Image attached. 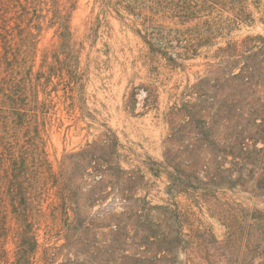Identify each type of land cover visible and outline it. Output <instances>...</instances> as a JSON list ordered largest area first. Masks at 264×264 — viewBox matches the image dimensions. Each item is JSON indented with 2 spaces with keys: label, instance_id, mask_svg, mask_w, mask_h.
Returning a JSON list of instances; mask_svg holds the SVG:
<instances>
[{
  "label": "rangeland",
  "instance_id": "374dc122",
  "mask_svg": "<svg viewBox=\"0 0 264 264\" xmlns=\"http://www.w3.org/2000/svg\"><path fill=\"white\" fill-rule=\"evenodd\" d=\"M28 1L35 9L25 13L24 0H0V115L10 114L15 101L7 82L27 83V96L14 107L23 112L27 102L30 123L20 132L32 138L35 159H45L58 173L63 156L113 134L121 145L120 165L137 168L147 181L140 195L181 214L188 246L179 250L177 264H264V223L254 218L264 213V162L251 168L246 183L221 189V151L216 152L221 138L249 126H259L263 145L264 0ZM54 14L61 18L54 20ZM58 22L66 26L62 38ZM186 40L199 44L175 67L150 48ZM17 61L23 70L11 73ZM172 109L178 116L170 117ZM182 122H188L187 145L200 169L191 170L190 190L177 193L168 191L162 166L170 152L182 154L170 138ZM221 125L231 129L227 133ZM148 162L157 163L159 172ZM31 165L18 166L28 170L27 178L35 171ZM47 187L31 201L29 222L38 247L30 264H66L63 222L51 215L56 197ZM101 209L86 210L88 228L73 232L76 264L106 259L112 223L100 216ZM159 224L167 229L170 222ZM121 225L122 233L133 235L136 223ZM8 226L12 230L1 237L2 264L15 261L18 223L10 220Z\"/></svg>",
  "mask_w": 264,
  "mask_h": 264
},
{
  "label": "trees",
  "instance_id": "16d2710c",
  "mask_svg": "<svg viewBox=\"0 0 264 264\" xmlns=\"http://www.w3.org/2000/svg\"><path fill=\"white\" fill-rule=\"evenodd\" d=\"M24 1L28 5L25 13H29L31 8L35 9L28 0ZM37 1L43 5L48 2L52 5L55 3V0ZM155 3L157 6L161 5L159 2ZM53 18L55 20L61 17L54 14ZM58 23L59 36L62 38L65 36L66 26L62 22ZM61 40L60 48L64 44V39ZM193 41L186 40L184 45L167 42L165 48L164 46L154 48L152 45L150 48L163 55L168 63L175 67L180 65L179 59H184L188 53L195 51L199 43L195 44ZM23 42L28 43L25 46L34 48L35 44H31L29 39L24 38ZM16 64L17 71L12 70L11 73L23 70V63L17 61ZM7 89L11 96L15 95V101L22 96L26 97L29 90L27 83L19 85V82L15 84L12 80L7 82ZM15 101L11 98L9 116L0 115V264L4 252L1 237L8 230H12L8 226L10 220L18 223L13 264L32 262L38 245L36 234L31 231L32 224L29 222L31 201L37 191L38 193L44 191L42 187L45 186L53 190L56 197L50 204L51 215L54 218L60 216L63 222L62 233L67 243L62 249L67 252L66 264H76L74 261L79 252L76 245L73 250L74 245H71L78 241L74 239L73 232L76 233L81 225L88 228L85 225L89 224L85 223L83 218L86 215L85 211L96 205H102L100 216L112 223L109 239L105 241L110 249L106 253V259L101 260V264H177L179 250L186 251L188 246L181 232V214L168 206L151 205L146 195H140V190L147 181L144 180V175L139 174L137 168L125 170L120 165L121 145L117 137L113 134H103L80 150L66 154L60 163V171L54 173L45 159H35L29 149L32 138L25 132L21 135V128L28 127L31 116L25 109L27 102H24L23 106L21 104L20 109L23 112H20L19 106L14 107L15 104H19ZM169 114L170 117L178 116V110L172 109ZM260 126L264 127L263 124ZM188 127V122H182V125L173 128V134L170 135V138L175 137V140L172 139L175 143H180L178 149L182 152V154L170 152L164 167L162 166L167 171L170 192L186 193L190 190V179L193 178L191 170L200 169V165L191 158L192 144L187 145ZM221 127L226 128L227 133L231 129L224 125ZM233 132L235 136L221 138V150L216 149V152L221 151V189H231L235 185L246 183L248 178L252 177L249 174L252 169L259 162H264V141L263 145L259 146V142L262 141V138H259L261 135L259 126H249L248 130L236 129ZM19 141L22 143L19 144ZM17 143L20 150L15 149ZM19 151L21 153L17 155ZM27 162L35 169L31 178L26 176L28 170H23ZM148 167L155 174L159 172V165L155 162H148ZM24 182L29 185L23 190ZM260 215L262 217H259ZM254 218L264 223V213ZM124 220L136 223L132 236L122 233L124 227L121 224ZM161 221L170 222L167 229L161 227L159 224ZM174 224L178 228H174ZM55 255L56 252L53 256ZM94 262L98 263L96 260Z\"/></svg>",
  "mask_w": 264,
  "mask_h": 264
}]
</instances>
